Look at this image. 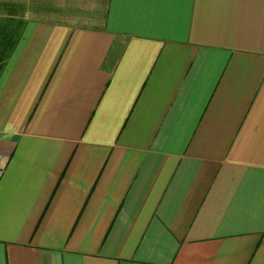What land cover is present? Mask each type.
I'll list each match as a JSON object with an SVG mask.
<instances>
[{"label": "crops", "instance_id": "0c3cea01", "mask_svg": "<svg viewBox=\"0 0 264 264\" xmlns=\"http://www.w3.org/2000/svg\"><path fill=\"white\" fill-rule=\"evenodd\" d=\"M6 12L0 264H264V0Z\"/></svg>", "mask_w": 264, "mask_h": 264}, {"label": "rangeland", "instance_id": "374dc122", "mask_svg": "<svg viewBox=\"0 0 264 264\" xmlns=\"http://www.w3.org/2000/svg\"><path fill=\"white\" fill-rule=\"evenodd\" d=\"M107 0H0L1 20L17 21L8 18L9 8H21L24 13L22 22L30 20L67 21L72 24L82 23L88 18L103 14ZM4 11V12H3ZM96 11V12H95Z\"/></svg>", "mask_w": 264, "mask_h": 264}, {"label": "trees", "instance_id": "16d2710c", "mask_svg": "<svg viewBox=\"0 0 264 264\" xmlns=\"http://www.w3.org/2000/svg\"><path fill=\"white\" fill-rule=\"evenodd\" d=\"M1 24H2V21L0 20V26H1ZM2 36V33H1V31H0V37ZM1 62V61H0Z\"/></svg>", "mask_w": 264, "mask_h": 264}]
</instances>
